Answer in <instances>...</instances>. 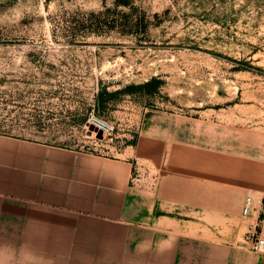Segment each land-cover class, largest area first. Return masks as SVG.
I'll use <instances>...</instances> for the list:
<instances>
[{"label": "rangeland", "instance_id": "374dc122", "mask_svg": "<svg viewBox=\"0 0 264 264\" xmlns=\"http://www.w3.org/2000/svg\"><path fill=\"white\" fill-rule=\"evenodd\" d=\"M151 109L264 139V0H0V134L129 158L150 183ZM91 113L112 129L92 136Z\"/></svg>", "mask_w": 264, "mask_h": 264}, {"label": "crops", "instance_id": "0c3cea01", "mask_svg": "<svg viewBox=\"0 0 264 264\" xmlns=\"http://www.w3.org/2000/svg\"><path fill=\"white\" fill-rule=\"evenodd\" d=\"M150 188L134 160L0 134V264H264L243 242L262 210L264 139L158 109L143 114Z\"/></svg>", "mask_w": 264, "mask_h": 264}, {"label": "built area", "instance_id": "2783aa9c", "mask_svg": "<svg viewBox=\"0 0 264 264\" xmlns=\"http://www.w3.org/2000/svg\"><path fill=\"white\" fill-rule=\"evenodd\" d=\"M90 116L96 117L93 113H91ZM133 173H134L133 179L137 183L143 184L148 188L152 186L154 175H151L150 183H148L147 180L145 181L143 180V182H141L142 173L137 163H135L133 167ZM242 216L247 219L243 242L247 244L249 248L252 249L254 252H259V253L264 252V236L262 235V230H261V224L263 221L262 210H258L256 207L252 205L250 196H246L245 198L244 205L242 208Z\"/></svg>", "mask_w": 264, "mask_h": 264}, {"label": "bare ground", "instance_id": "6f19581e", "mask_svg": "<svg viewBox=\"0 0 264 264\" xmlns=\"http://www.w3.org/2000/svg\"><path fill=\"white\" fill-rule=\"evenodd\" d=\"M87 122V130L92 136H95L99 130H103L106 133L112 129V125L109 122L98 116L92 117Z\"/></svg>", "mask_w": 264, "mask_h": 264}]
</instances>
